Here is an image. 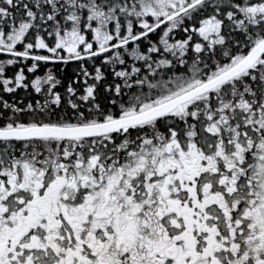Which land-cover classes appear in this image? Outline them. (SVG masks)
<instances>
[{"label": "snow or ice", "instance_id": "obj_1", "mask_svg": "<svg viewBox=\"0 0 264 264\" xmlns=\"http://www.w3.org/2000/svg\"><path fill=\"white\" fill-rule=\"evenodd\" d=\"M0 54V264H264V0H0Z\"/></svg>", "mask_w": 264, "mask_h": 264}, {"label": "trees", "instance_id": "obj_2", "mask_svg": "<svg viewBox=\"0 0 264 264\" xmlns=\"http://www.w3.org/2000/svg\"><path fill=\"white\" fill-rule=\"evenodd\" d=\"M175 38L176 39L183 38V33L177 31V33L175 34ZM8 58L10 57L4 54H0V59H8ZM97 63H99V61H97ZM30 65H31V60H27V61H23L22 64H18L16 66H7L8 75L9 76L13 75L14 72L19 69V67L24 66L25 74L28 76L30 81L31 79L34 78L33 74L27 73V67ZM85 66L89 67V70L92 71L90 61H86ZM49 70L51 71L52 75L55 76L56 80L60 82L55 86V91L60 92L62 97L64 98V103H62L61 106L57 109V113L62 114L64 111H67L69 115H72L71 109L67 105L68 95L66 89L68 85L71 83L72 86L75 89H77V96L83 94L84 77L79 74L80 72L79 62L70 61L67 64L62 62L47 63V64L41 63L40 67L36 70L35 75L44 76L47 72H49ZM109 79H111L110 76ZM91 82H92L91 79H89V83ZM48 87L49 85L47 84L42 86L43 93H36L31 88V86H29L27 90L17 89L15 94H8V93H0V94H2L4 98L7 99L9 102L15 101L17 102L18 106L23 107L26 106L27 103L29 102L35 104L37 100L43 103ZM98 91L100 93L99 98L103 100L102 87L98 89Z\"/></svg>", "mask_w": 264, "mask_h": 264}, {"label": "water", "instance_id": "obj_3", "mask_svg": "<svg viewBox=\"0 0 264 264\" xmlns=\"http://www.w3.org/2000/svg\"><path fill=\"white\" fill-rule=\"evenodd\" d=\"M4 55H6V54H4ZM70 62V61H69ZM51 63V62H50Z\"/></svg>", "mask_w": 264, "mask_h": 264}]
</instances>
